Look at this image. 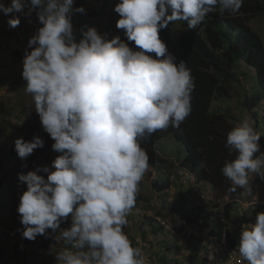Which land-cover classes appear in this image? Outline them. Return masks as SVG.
<instances>
[{
  "label": "clouds",
  "instance_id": "clouds-1",
  "mask_svg": "<svg viewBox=\"0 0 264 264\" xmlns=\"http://www.w3.org/2000/svg\"><path fill=\"white\" fill-rule=\"evenodd\" d=\"M74 3H0L3 15L35 13L42 25L28 40L31 51H25L21 77L43 131L54 141L51 149L59 154L50 166L18 175L26 186L17 207L21 235L29 241L43 236L69 243L72 250L69 246L59 251L57 264H145L142 250L132 246L123 229L148 170L157 194L170 183L154 179L161 159L155 157L151 165L156 166L149 169V156L141 144L172 127V137L183 148L175 151L176 158L183 161L188 156L176 135H184L183 122L192 111L195 88L191 70L183 60L176 61L174 50L170 53L164 41L170 37L175 45L179 35L200 27L217 7L221 14H238L243 0H119L113 9L120 17L115 27L139 50L119 35L109 39L107 33L87 25L80 29L82 38L77 42L71 18L86 10L74 8ZM173 22H185L187 28L169 25ZM6 23L14 29L20 20L13 15ZM163 29L169 34L162 36ZM260 139L248 116L227 133L225 146L236 155L221 169L232 191L226 195L237 193V188L251 195L252 174L264 181ZM43 146L38 136L14 141L22 161ZM17 168L9 167L7 178ZM222 232L218 239L226 241ZM238 253L247 264H264V212L256 214L254 223L241 226ZM171 262L179 264H164Z\"/></svg>",
  "mask_w": 264,
  "mask_h": 264
},
{
  "label": "rangeland",
  "instance_id": "rangeland-1",
  "mask_svg": "<svg viewBox=\"0 0 264 264\" xmlns=\"http://www.w3.org/2000/svg\"><path fill=\"white\" fill-rule=\"evenodd\" d=\"M118 2L119 0H75L74 8L82 6L86 10V14H73L71 18L77 42L82 38L80 29L87 25L95 27L99 34L107 33L109 39L119 35L129 47L139 50L126 40L123 30L115 27L120 17L113 9ZM0 3L9 6L11 0H0ZM13 15L20 23L16 28L10 29L6 22ZM237 16L235 19L245 24L264 42V13ZM169 25L187 28L185 22H173ZM39 27L42 25L38 23L35 13L31 16L23 13L5 16L0 13V243L5 245L0 250V264H15L11 256H16L18 261L27 260L31 249L40 253L39 264H57L56 254L65 249L63 240L43 236H37L34 241L22 238L23 228L17 213L20 196L26 191V186L19 182L18 175H26L37 167L50 166L59 155L51 149L54 141L43 131L34 110V102L24 90L26 82L21 77L25 51H31L27 47L28 40L36 34ZM160 32H164L161 34L165 36L170 31L163 29ZM170 42V37L164 41L171 53L174 45ZM16 53L20 56V61H16ZM236 67L228 72L229 98L213 100L210 111L228 115L231 130L248 116L255 131L261 135L259 143L264 152V95L260 93L259 86L256 85L258 79L255 76L253 78L250 69L242 62H238ZM173 129L169 127L157 131L141 144L149 156V169L155 168L156 165H151L155 157L161 159L159 169L153 175L154 179L157 182L168 181L170 187L157 194L148 178V170L144 177L146 184L139 187L137 195L144 200L136 201L123 231L133 245L142 250L145 264H164L170 261L179 264H247L238 253L239 234L242 225L254 223L256 214L264 212V181L255 174L250 176L251 195L244 194L239 188L237 193L231 195L216 192L201 174L187 171L180 165L182 158H176L175 151H182L183 148L172 137ZM34 136L42 138L44 146L34 150L22 161L14 151V141L21 137L25 141H31ZM12 166L18 167L17 171L7 178L8 169ZM37 174L45 175L46 178L44 173ZM7 184L10 185L9 191L6 189ZM184 187L187 189H183ZM199 194H203L204 199L200 200ZM216 207L219 208L215 209ZM180 214L185 217L181 218ZM176 218H180L178 223L174 221ZM203 220L209 224L202 232L207 242L202 244L198 256H194L190 252V242ZM221 220L222 223L219 222ZM68 222L70 223V219ZM6 224H12L11 231L2 228ZM216 226H221L223 231L227 229L229 239H235L233 242L236 248L233 252L228 249L230 242L227 244V241L210 236L209 232ZM210 240L214 245H209ZM8 251L9 254L5 255Z\"/></svg>",
  "mask_w": 264,
  "mask_h": 264
},
{
  "label": "trees",
  "instance_id": "trees-1",
  "mask_svg": "<svg viewBox=\"0 0 264 264\" xmlns=\"http://www.w3.org/2000/svg\"><path fill=\"white\" fill-rule=\"evenodd\" d=\"M261 13H264V0H243V5L236 15L227 12L221 14L217 7L200 27L179 35L172 52L177 62L183 60L186 63L195 82L191 100L192 111L183 122L184 135H176L188 150V156L183 159L182 166L187 171L201 174L204 180L222 194L232 191L230 182L222 175L221 169L225 162L233 160L236 154L230 153L225 146L226 135L231 130L228 124L230 117L220 112H211V103L216 99L229 98L228 72L237 68L238 62L244 63L253 73V77L258 79L256 85L264 95V42L245 24L235 19L239 14L254 16ZM15 55L16 61H20V56L17 53ZM142 186L140 182L139 187ZM142 200V197H136L137 202H143ZM180 217L185 216L180 214ZM179 219L176 218L175 223H178ZM207 225L209 224L203 220L196 235L191 238L190 252L194 256H198L202 250L201 243L206 240L202 232ZM2 228L11 231L12 224H6ZM222 233L227 244L230 242L228 249L234 251L235 239H229L227 229ZM209 234L213 239H217L220 238L221 230L216 227ZM209 244H213L211 240ZM69 246V243L65 242L66 249ZM4 247L5 245L0 243V250ZM7 254L9 251L5 253ZM29 254L27 260L18 261L16 256L11 258L15 264H39L40 253L31 249Z\"/></svg>",
  "mask_w": 264,
  "mask_h": 264
}]
</instances>
